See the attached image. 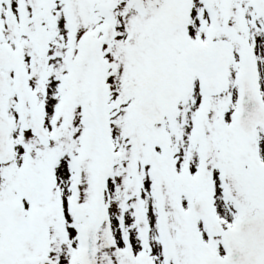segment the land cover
Masks as SVG:
<instances>
[{"label":"snow or ice","instance_id":"6c2138e0","mask_svg":"<svg viewBox=\"0 0 264 264\" xmlns=\"http://www.w3.org/2000/svg\"><path fill=\"white\" fill-rule=\"evenodd\" d=\"M0 264H264V0H0Z\"/></svg>","mask_w":264,"mask_h":264}]
</instances>
